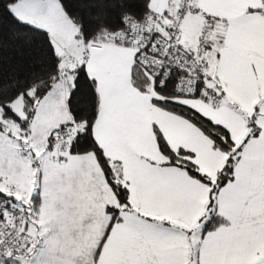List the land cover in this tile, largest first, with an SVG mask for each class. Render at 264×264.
<instances>
[{"label":"snow or ice","instance_id":"obj_1","mask_svg":"<svg viewBox=\"0 0 264 264\" xmlns=\"http://www.w3.org/2000/svg\"><path fill=\"white\" fill-rule=\"evenodd\" d=\"M0 264H264V0H0Z\"/></svg>","mask_w":264,"mask_h":264},{"label":"trees","instance_id":"obj_2","mask_svg":"<svg viewBox=\"0 0 264 264\" xmlns=\"http://www.w3.org/2000/svg\"><path fill=\"white\" fill-rule=\"evenodd\" d=\"M5 27H7V25H5ZM3 55H4L5 57H7V56L9 55V52H8L7 50H5L4 53H3Z\"/></svg>","mask_w":264,"mask_h":264}]
</instances>
